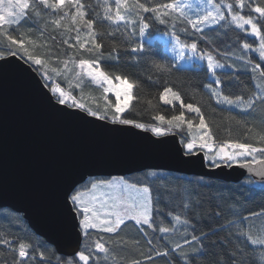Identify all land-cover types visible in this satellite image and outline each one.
Returning a JSON list of instances; mask_svg holds the SVG:
<instances>
[{
  "label": "snow or ice",
  "instance_id": "1",
  "mask_svg": "<svg viewBox=\"0 0 264 264\" xmlns=\"http://www.w3.org/2000/svg\"><path fill=\"white\" fill-rule=\"evenodd\" d=\"M29 21L32 26L21 32ZM154 22H171L173 29L184 25L180 30L186 35L200 34L202 38L206 30L226 34L238 29L251 36L248 41L238 35L235 46L223 52L216 49L225 61L221 62L212 52L199 49L197 42L186 43L172 32L179 59L183 60L188 51V59L206 62L205 71L213 79L204 87L216 105L228 106L229 112L239 109L245 117L258 108L264 111V0H0V83L9 72L15 73L34 85L36 94L55 116L99 133L136 128L164 137L178 130L179 155L192 158L202 154L212 168L236 166L264 181V118L259 128L247 120L237 121L243 127L242 136L234 137L229 127L224 129L228 136L219 139L218 128L213 127L202 108L185 103L182 94L167 84L159 99L174 109V102H179V114L167 119L156 115L153 119L159 124L133 118L132 102H140L142 84L130 74L107 71L108 62L119 65L120 55L115 46L107 52L102 49L106 39L115 44L119 33L127 46L125 53L130 48L133 57L142 54L136 60L139 64L147 53L136 37H144ZM61 45L67 48L60 50ZM154 67L161 74L171 71L164 64ZM249 69L250 78L256 81L251 91L243 87L239 75ZM91 84L103 90L102 103L85 96ZM233 86L240 87L239 94H225L224 89ZM185 112L195 116L186 117ZM81 167L69 168L50 196L68 225L67 240L74 244L72 251L58 255L46 240L10 238L7 230L0 229V245L12 254L10 264H158L160 260L164 264H257V255L264 264V226L257 229L253 224L256 218L264 217V210L241 214L238 208L230 207L232 218L220 224V205L216 206L218 210L205 213L198 192L184 186L157 185L150 178H164L156 172L129 182L122 176L83 175ZM197 183L203 184V177ZM205 216L218 226L209 224L205 231L200 226ZM128 221H134L143 243L134 240L136 255L122 257L120 252L128 247V241L122 238ZM220 233L227 235L213 239ZM104 234H108L107 239ZM161 241L165 242L163 250Z\"/></svg>",
  "mask_w": 264,
  "mask_h": 264
},
{
  "label": "water",
  "instance_id": "2",
  "mask_svg": "<svg viewBox=\"0 0 264 264\" xmlns=\"http://www.w3.org/2000/svg\"><path fill=\"white\" fill-rule=\"evenodd\" d=\"M179 140L175 132L164 137L136 128L99 133L61 119L32 83L9 72L0 83V207L21 213L38 236L66 254L74 244L68 243V225L50 196L69 168L83 166L81 174L99 177L154 169L233 183L252 178L264 184L244 168H212L202 154L179 155Z\"/></svg>",
  "mask_w": 264,
  "mask_h": 264
},
{
  "label": "trees",
  "instance_id": "3",
  "mask_svg": "<svg viewBox=\"0 0 264 264\" xmlns=\"http://www.w3.org/2000/svg\"><path fill=\"white\" fill-rule=\"evenodd\" d=\"M31 26L32 22L29 21L24 28L20 29V31L23 32ZM183 27L184 25H178L176 29H173L171 22L165 25H161L158 22L152 23L150 29L145 35L148 38L139 36L136 37L138 42H142L144 44L145 51L147 53L146 59L141 60L139 64L136 63V60H139L142 54H136L135 57H133V55L129 54L130 48L128 49V53H125L124 49L127 46L124 44L123 37L119 33L116 35L115 44H113L111 39H106L104 41L105 48L102 49V51H110L111 48L115 46L117 47L120 55L119 65H116L115 62H108L105 65L106 70L115 72L116 74H130L133 77H137L142 84L138 93L140 102H132L135 104V109L132 113L133 118H136L138 122L159 124V121H155L153 119L156 115H165L167 119L173 114H179V102H174L176 106L174 109L172 105H167L159 99L164 85L167 84L168 86L173 87L174 91L178 90L182 94V99L185 103H195L197 106L202 108L206 117L213 122V127L218 128L217 137L219 139H224L228 136V133L224 131V129L229 127L234 137L237 135L242 136L243 127L238 125L237 121L242 123L244 120H247L249 124H254L257 128H259V122L262 118H264V111L258 108L256 113L245 117L239 109H231L229 112L228 106L216 105L215 100L209 96L207 89L204 87V85L208 84L213 79L211 74L205 71L206 63L196 64L192 67L180 66L176 58L166 49L165 42L168 41L159 39V36H161L160 34L171 35L172 32L175 31L180 35L182 41L186 43L197 42L199 49L212 52L217 59H220L221 62H225L223 58L217 54L216 49L223 52L228 50L229 46H235L238 35L244 37V39L248 41H250L252 37L246 36L245 33L241 32V30L234 29V26V30H228L226 34L223 31L206 30V37L204 38H202L200 34L186 35L180 30ZM216 27L219 29V26ZM121 31H123V29H121ZM192 31L193 30L189 27V33ZM53 35H56L57 40L61 39L58 33H53ZM243 42V40L240 41V43ZM49 43H51V40H49ZM132 46L134 47L135 45L133 44ZM64 48H67V46H60V50H63ZM252 55V53H249V56ZM256 55H258V53ZM227 62L231 63V60ZM155 64H164L170 67L171 71L161 74L155 69ZM217 71L221 72L223 70ZM249 74L250 69L248 72L241 71L239 73L241 81L243 82V87L248 91H251L254 90L256 81H253ZM149 77H151V79H149ZM61 86L66 88L68 87L67 84L63 83ZM239 91V86L224 89L225 94H239ZM84 94L88 98H97L100 99L101 103L103 102L101 99L103 96V90L95 84L89 85ZM221 108H223L224 111H221ZM127 114L128 113H125V115ZM185 114L186 117L195 116L193 113L185 112ZM230 116L235 119H229ZM177 131L178 130H173L170 133H177ZM253 135L254 133L249 135V140H252ZM149 172H156L158 177L164 178L158 180L156 177H151L150 179L157 181V185H163L168 188L184 186L190 190L198 192L200 198L204 201L203 207L205 213L212 210H218L216 209V206L220 205L223 210L222 218L219 221L220 224H226L228 219L232 218L229 211L230 207L238 208L241 214H247L248 210L256 212L264 210V191H261L264 184L258 183L252 178H245L241 182L233 183L203 177V184H198L197 181H199L202 176L186 175L167 170L154 169L136 172L124 177L129 182H133L137 179L144 178ZM252 180H254L255 183L248 182ZM157 185H153V187ZM234 201H239V204H236ZM4 218H7V220L5 221ZM127 224L128 227L124 229L122 238L128 241V247L125 251L120 252L119 255L122 257L136 255L138 250H133L132 248L134 240L140 239L143 243V235L134 226V221H128ZM209 224L213 227L218 226L213 222V220L208 219L206 216L201 220L200 226L204 227L205 231H207V225ZM255 228L259 229V226H256ZM0 229L7 230L10 234V238L26 236L33 242H38L39 239L45 240L33 231L21 213L8 207H0ZM104 235L107 239L108 234ZM157 235L160 236L162 234L157 233ZM226 235L227 233H220L219 237H214L213 239H223ZM164 243V241H161V250H163ZM51 247L53 250H56L54 246L51 245ZM257 251L259 252V248H257ZM50 254L51 253L49 252L48 255ZM57 254L59 255L60 253L57 252ZM11 255L12 254L7 251L6 246L0 245V264H10ZM256 261L257 264H262L258 255L256 256ZM158 264H164V261L160 260L158 261Z\"/></svg>",
  "mask_w": 264,
  "mask_h": 264
},
{
  "label": "rangeland",
  "instance_id": "4",
  "mask_svg": "<svg viewBox=\"0 0 264 264\" xmlns=\"http://www.w3.org/2000/svg\"><path fill=\"white\" fill-rule=\"evenodd\" d=\"M160 35L161 36H159V39L168 41V42H165L166 43V49L168 50V52L171 55H173L176 58V60H177V62H178V64L180 66L192 67V66H194L196 64L206 63L205 61H200V60H197L195 58L188 59V56L191 55V53L188 52V51H185V58L183 60L179 59L178 58V49L175 47V41H174L173 35L172 34L171 35L160 34ZM144 38H148V37L144 36ZM108 96H109V99L110 100H112V101L115 100V97L111 93H109ZM113 177H121V176H113ZM253 224H254L255 227L256 226H259V228H261L262 226H264V217H258V218H256L253 221Z\"/></svg>",
  "mask_w": 264,
  "mask_h": 264
}]
</instances>
